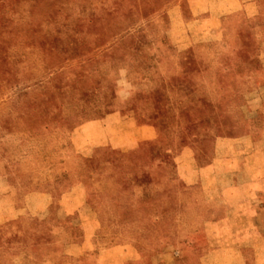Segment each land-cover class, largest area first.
<instances>
[{
  "label": "rangeland",
  "instance_id": "374dc122",
  "mask_svg": "<svg viewBox=\"0 0 264 264\" xmlns=\"http://www.w3.org/2000/svg\"><path fill=\"white\" fill-rule=\"evenodd\" d=\"M248 12L0 0V264L264 256L262 214L243 244L218 227L231 178L264 172V0Z\"/></svg>",
  "mask_w": 264,
  "mask_h": 264
},
{
  "label": "crops",
  "instance_id": "0c3cea01",
  "mask_svg": "<svg viewBox=\"0 0 264 264\" xmlns=\"http://www.w3.org/2000/svg\"><path fill=\"white\" fill-rule=\"evenodd\" d=\"M257 2L258 0H203V4L206 5V11L211 13V19L214 21L220 20L226 14L232 12L235 13L243 10L251 12L253 6H255ZM237 177L238 176H234L231 178L234 183L230 185V187L233 186V188H229L225 191L223 196L225 198H233L235 201L239 200L240 207H233H235V213H237L240 218L233 221L231 225L218 224V227L221 230H240L239 232H235V234L233 233V238L238 244H243L253 237L250 233L255 228V219L261 214L264 216V172L254 173L248 180L249 184L243 188L235 183V180H238ZM220 178H222V176H220ZM263 216L261 219H263ZM223 233L224 235L222 237L225 238V232ZM254 259L256 264H264V256ZM238 260H240L239 262H243L241 264H247L246 258L241 257L238 258Z\"/></svg>",
  "mask_w": 264,
  "mask_h": 264
}]
</instances>
